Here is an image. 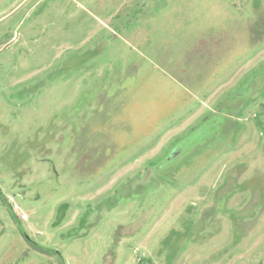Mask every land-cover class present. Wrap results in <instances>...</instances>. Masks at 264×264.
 Listing matches in <instances>:
<instances>
[{
    "label": "rangeland",
    "instance_id": "374dc122",
    "mask_svg": "<svg viewBox=\"0 0 264 264\" xmlns=\"http://www.w3.org/2000/svg\"><path fill=\"white\" fill-rule=\"evenodd\" d=\"M0 264H264V0H0Z\"/></svg>",
    "mask_w": 264,
    "mask_h": 264
},
{
    "label": "trees",
    "instance_id": "16d2710c",
    "mask_svg": "<svg viewBox=\"0 0 264 264\" xmlns=\"http://www.w3.org/2000/svg\"><path fill=\"white\" fill-rule=\"evenodd\" d=\"M0 196H1V192H0Z\"/></svg>",
    "mask_w": 264,
    "mask_h": 264
}]
</instances>
